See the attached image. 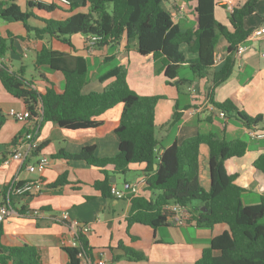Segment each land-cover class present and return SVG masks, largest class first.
I'll return each mask as SVG.
<instances>
[{
    "label": "trees",
    "instance_id": "16d2710c",
    "mask_svg": "<svg viewBox=\"0 0 264 264\" xmlns=\"http://www.w3.org/2000/svg\"><path fill=\"white\" fill-rule=\"evenodd\" d=\"M194 11L197 16L196 28L185 30L173 21L171 12L164 7V0H80L71 2L72 11L77 6L88 4L87 12H75L65 19H44L41 27H31L28 19L38 18L31 11H22L15 0H0V18L4 21H20L34 36H47L74 49L72 35H82L86 42L95 37L94 47L110 45L125 36L135 40L141 55L151 54L160 62V72L166 82L178 80L176 87L188 84L191 80L181 78L179 70L188 68L195 79L206 78L209 82L207 97L215 108L226 114L235 113L248 128L262 121V115L250 116L239 110L230 99L221 102L212 98L216 86L225 82L231 75L235 64L237 45L245 40L250 28H244V19L257 11L260 0H245L228 12L227 23L215 17V7L221 0H196ZM39 10L52 11L59 7L48 4L28 2ZM225 7V5H223ZM10 35L0 34V58L11 45ZM17 38H21L17 36ZM220 38L227 42L226 54L222 63L215 67V51ZM46 66L63 75V88L54 85L37 91L21 73L10 70L0 62V81L12 96L21 98L30 113L34 126L39 128L43 121H51L67 129H84L99 125L95 119L107 109L122 103V112L114 132L118 137V149L112 157L100 158L95 155L94 146H84L75 154L60 151L57 156L66 159L83 160L87 164L103 169L112 165V172L125 174L131 163H144L147 188L157 193L146 198L135 195L130 199L126 216V230L133 223L153 228L167 224L161 210L163 205L176 202L184 207L197 202L191 212H196L198 225L211 227L225 223L229 230L213 237L209 246L202 250L193 264H264V196L255 204H244L242 194L245 189L236 183L237 174L228 172L226 160L241 157L247 151V142L241 138L226 139L213 133H197L180 143H172L158 152L156 130V106L166 99L165 95H139L127 82V69L115 65L98 77L100 82L113 80L100 91L83 93L87 82L88 65L81 55H72L43 44L37 51L34 67ZM180 114L173 113L175 122ZM5 114L0 110V127ZM22 134V133H21ZM21 134L18 136L20 137ZM18 137L12 139L15 145ZM208 148L209 185L205 189L199 181L200 147ZM259 173L256 179L264 185V152L254 161ZM104 178L93 182V187L103 197H111L112 183L102 170ZM261 182V181H259ZM22 182H18L21 184ZM67 183L66 172L60 174L50 187ZM9 185L0 186V205L7 203ZM8 200L11 204V197ZM203 207L204 209H202ZM3 224L0 222V264H40L36 249L28 244L8 246L2 243ZM78 246H64L70 264H77L78 252L91 255V247L85 234L78 233ZM117 247L122 249L129 260L145 258L142 252L125 246L121 241Z\"/></svg>",
    "mask_w": 264,
    "mask_h": 264
},
{
    "label": "crops",
    "instance_id": "0c3cea01",
    "mask_svg": "<svg viewBox=\"0 0 264 264\" xmlns=\"http://www.w3.org/2000/svg\"><path fill=\"white\" fill-rule=\"evenodd\" d=\"M15 1L22 11H31L38 17L28 19V25L31 27H41V18L61 20L75 12H87L88 9L86 4L77 6L72 11L63 6L44 11L29 6V0ZM244 1L221 0L215 7V17L226 24L228 11L223 5L232 3L239 6ZM71 2L80 4V0ZM196 3V0H164V7L175 18L173 21L185 30L197 26L194 11ZM263 24L264 0H260L257 11L244 19V28L251 29ZM0 34L3 37L11 36L8 39L11 48L0 58V62L10 70L21 73L30 81L31 86L40 92L51 84L61 90L64 82L61 72L50 70L46 66L34 67L35 55L43 44L72 55H81L86 59L88 74L87 82L82 88L83 93L102 90L113 78L100 82L98 77L115 65H123L127 69V82L136 93L166 96V99L160 100L156 106L155 136L158 140V152L197 133H213L216 137L226 139L241 138L247 142V151L241 157L226 160V169L237 174L236 183L245 189L242 194L244 204L258 203L261 196H264L263 181L256 179L259 173L253 166V161L264 152V137H251V128L246 127L235 113H225V117H221L220 110L209 108L211 102L207 97L209 82L206 78L195 79L192 75L179 74L181 78L191 82L179 88L175 86L176 80L167 83L160 72L159 60H155L151 54L141 55L137 51L136 41L127 40L125 36L110 45L94 47L88 52L82 35L71 36L74 46V49H71L56 39L47 36L35 37L33 31L27 32L20 21H0ZM241 43L245 45L244 51L235 58L230 77L214 88L212 98L217 102L230 99L239 110L252 117L262 115V121L254 128L264 131V57L261 55L264 51V35L255 40L245 39ZM226 47L227 42L223 38L218 41L215 55L221 60L216 62L215 67L222 63ZM28 56L32 57L34 67L29 76L27 66L23 62ZM17 61L20 64H17ZM106 63L108 65L102 68ZM191 87L195 88V93L190 91ZM122 107V103H118L96 116L99 125L91 128L67 129L51 121H43L37 133L39 148L28 161H35L39 154H46L50 163L42 173L30 172L25 169V162L20 164L17 160H11L8 164L2 163L16 145H11L12 139L27 131L34 121H18L6 115L9 108L23 111L26 107L22 99L8 93L0 81V110L5 114V121L0 127V186L35 179H40L43 185L36 193L11 196V213L2 222L3 244L33 246L39 255L40 264H70L69 256L63 247L67 246L64 242L70 241L73 236L69 221L76 220L89 225V231L85 235L91 247V258L101 257L107 264H193L200 257L202 250L209 246L213 237L229 230L228 225L222 222L211 227L198 225L194 219L197 214L191 212V209L199 203L194 202L186 207L190 213L187 222H167L155 228L133 223L127 231L126 216L130 199L103 197L93 187V182L102 180V170H105L112 186L126 190V195L129 196V187L138 179L146 177L143 173L145 164L131 163L125 174H116L112 172L110 164L101 170L83 160H68L64 156H57L60 151L75 154L84 146H94L96 156L112 157L118 149V137L114 129ZM174 111L180 115L175 122H171ZM199 166L200 184L207 189L208 148L205 145L200 147ZM64 172L67 183L50 187L49 185ZM156 193L147 188V183H142L137 195L149 198ZM34 210L37 213H33ZM63 213L67 214V220L61 219ZM119 241L142 252L145 258L139 261L127 259L122 249L117 247Z\"/></svg>",
    "mask_w": 264,
    "mask_h": 264
},
{
    "label": "built area",
    "instance_id": "2783aa9c",
    "mask_svg": "<svg viewBox=\"0 0 264 264\" xmlns=\"http://www.w3.org/2000/svg\"><path fill=\"white\" fill-rule=\"evenodd\" d=\"M33 3L37 2H53L56 3L59 6L63 7H69L71 4V0H29ZM226 10L228 12L232 11L235 7L232 3L226 4ZM173 20L175 19L172 17ZM264 35V24L260 25L258 27H253L250 31V33L247 35L245 39L255 40L260 38ZM95 43V37H92L90 40L86 42V50L89 52L93 49V45ZM245 49V45L242 43H239L237 45L236 51H235V57L239 56ZM261 55L264 57V51L261 53ZM221 58L218 55H215V62L220 61ZM190 91L192 93H195V88L191 87ZM209 108L214 109L212 103H209ZM221 117H225V112L220 111L219 112ZM6 115L8 117L14 118L18 121H33L31 120L30 113L27 109L23 111H18L14 108H9L6 111ZM38 127L34 126V123L32 122V125H29V128L27 131H25L18 139L14 149L12 152L3 159V164H8L11 160H17L20 162V164H23L25 162V169L30 172L36 171L37 173H42L44 169L49 165L50 158L46 154H39L37 156V159L35 161H28L30 157L34 155V153L39 148V140H38ZM249 134L251 137L261 138L264 137V131H259L256 128H251L249 131ZM146 183V177H143L141 179H138L136 182H134L129 187V196L126 195V190H119L114 186H111L110 193L112 196L116 198H125L128 197L131 199L133 196L137 195L140 189V184ZM43 188L42 181L40 179L35 180H27L22 182L21 184L12 182L9 184V189L7 192V203L0 205V222H3L8 215L11 213V207L8 203V200L10 199L12 195H24V194H32L40 191ZM33 213H37L36 210L33 211ZM162 215L165 217L166 222L171 223H184L187 222L190 219V213L187 210L186 207L176 203V202H170L165 205H163L161 210ZM67 214L63 213L61 215L62 220H67ZM69 227L73 231V236L70 239V241L64 242L67 243V246H78V233L86 234L89 231V225L87 223H81L76 220L69 221ZM77 257L79 259V262L77 264H107L106 260L98 257V258H91L89 255L85 254L84 252H78Z\"/></svg>",
    "mask_w": 264,
    "mask_h": 264
},
{
    "label": "rangeland",
    "instance_id": "374dc122",
    "mask_svg": "<svg viewBox=\"0 0 264 264\" xmlns=\"http://www.w3.org/2000/svg\"><path fill=\"white\" fill-rule=\"evenodd\" d=\"M0 21H2L1 19H0ZM220 40L222 41V38H220L219 39V42H220ZM217 46H218V44H217ZM24 64L27 66V75L29 76V74H30V72L33 70V64H32V57H30V56H28V57H25L24 58ZM17 64H20V62L19 61H17ZM108 65V63H106V64H104L103 66H102V68H105L106 66ZM179 74L181 75H191V72H190V70H188V68H181L180 70H179ZM160 115H161V113H160V108L158 109V116H159V118H160ZM163 116V115H162ZM164 117H165V114H164ZM158 132H159V130H157ZM206 172H207V170H206ZM246 200V199H245ZM247 201H248V199H247ZM249 202V201H248Z\"/></svg>",
    "mask_w": 264,
    "mask_h": 264
},
{
    "label": "water",
    "instance_id": "95a60500",
    "mask_svg": "<svg viewBox=\"0 0 264 264\" xmlns=\"http://www.w3.org/2000/svg\"><path fill=\"white\" fill-rule=\"evenodd\" d=\"M178 81L176 80L175 83H177Z\"/></svg>",
    "mask_w": 264,
    "mask_h": 264
}]
</instances>
